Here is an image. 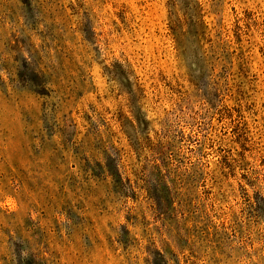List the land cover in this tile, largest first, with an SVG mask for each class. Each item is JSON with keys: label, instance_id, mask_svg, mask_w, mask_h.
I'll list each match as a JSON object with an SVG mask.
<instances>
[{"label": "rangeland", "instance_id": "374dc122", "mask_svg": "<svg viewBox=\"0 0 264 264\" xmlns=\"http://www.w3.org/2000/svg\"><path fill=\"white\" fill-rule=\"evenodd\" d=\"M0 264H264V0H0Z\"/></svg>", "mask_w": 264, "mask_h": 264}]
</instances>
